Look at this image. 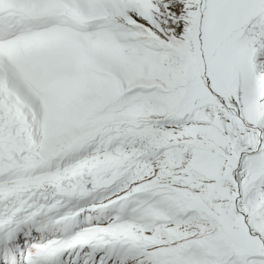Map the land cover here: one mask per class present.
<instances>
[{"label":"snow or ice","instance_id":"snow-or-ice-1","mask_svg":"<svg viewBox=\"0 0 264 264\" xmlns=\"http://www.w3.org/2000/svg\"><path fill=\"white\" fill-rule=\"evenodd\" d=\"M0 264H264V0H0Z\"/></svg>","mask_w":264,"mask_h":264}]
</instances>
